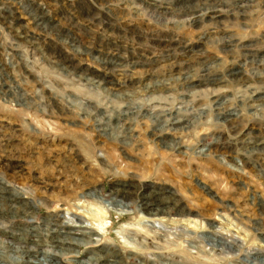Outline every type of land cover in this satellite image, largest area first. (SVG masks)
<instances>
[{"label": "rangeland", "instance_id": "1", "mask_svg": "<svg viewBox=\"0 0 264 264\" xmlns=\"http://www.w3.org/2000/svg\"><path fill=\"white\" fill-rule=\"evenodd\" d=\"M94 257L264 264V0H0V264Z\"/></svg>", "mask_w": 264, "mask_h": 264}, {"label": "bare ground", "instance_id": "2", "mask_svg": "<svg viewBox=\"0 0 264 264\" xmlns=\"http://www.w3.org/2000/svg\"><path fill=\"white\" fill-rule=\"evenodd\" d=\"M105 81V80H104ZM159 120V119H158ZM260 148V147H259ZM78 208V207H77ZM149 212V211H148ZM148 214V213H147ZM154 214V213H153ZM157 214V213H156ZM155 214V215H156ZM193 217V216H192ZM97 218H99V217H97ZM103 223V222H102ZM87 232H90L91 233V229H89L88 231L87 230H84V231H81V233H80V231H77V233H79V234H82V233H85L86 235H87ZM95 234H96V232H95ZM93 235V234H92ZM83 236H85V235H83ZM74 242H77L78 244H79V242L78 241H80V239H79V237L77 238V240L75 239V237H73V238H71ZM93 240H97V239H93ZM65 241V240H64ZM73 242V243H74ZM83 242V241H82ZM72 249V248H71ZM76 250V249H75ZM100 258H101V256H100ZM116 258H113V259H106V257H104V258H102L101 260L102 261H100L99 263L100 264H114L115 262H116V260H115ZM93 261V264H96L97 263V260L95 259V257L94 258H89L87 261H84V262H79L80 264H90L91 262Z\"/></svg>", "mask_w": 264, "mask_h": 264}]
</instances>
